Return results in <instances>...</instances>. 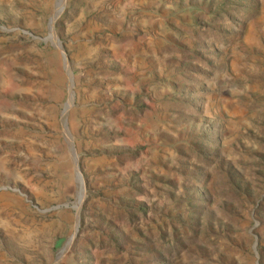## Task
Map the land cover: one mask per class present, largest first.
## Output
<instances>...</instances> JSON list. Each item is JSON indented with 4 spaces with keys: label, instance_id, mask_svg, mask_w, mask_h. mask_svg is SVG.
Here are the masks:
<instances>
[{
    "label": "rangeland",
    "instance_id": "374dc122",
    "mask_svg": "<svg viewBox=\"0 0 264 264\" xmlns=\"http://www.w3.org/2000/svg\"><path fill=\"white\" fill-rule=\"evenodd\" d=\"M63 4L0 0V264H264V0Z\"/></svg>",
    "mask_w": 264,
    "mask_h": 264
},
{
    "label": "water",
    "instance_id": "95a60500",
    "mask_svg": "<svg viewBox=\"0 0 264 264\" xmlns=\"http://www.w3.org/2000/svg\"><path fill=\"white\" fill-rule=\"evenodd\" d=\"M64 4H65V3H64ZM64 4H63V6H62L61 12H62V10L64 9ZM51 20H52V19H51ZM42 39H43V40H47V39H55L57 45H58V43L61 42V41L56 37L55 32H54V26H52L51 22H50V32H49V34H48L46 37L42 38ZM58 47H59V45H58ZM62 50H63V47H62ZM63 51H64V50H63ZM71 145H72V149H73V151H74L75 160H76V174H77V179H78V182H79V186H80V184L82 183L83 186H84V191H85V184H84V180H83V175H82V173H81V171H80V169H79V165H78V155H77V153L75 152V148H74V145H73L72 142H71ZM84 191H83V193L81 194V196H79V194H78L79 203H82V201H83ZM74 237H75V235H73L72 237H70V239H69L68 242H67L68 245H71V243H72ZM69 247H70V246H69Z\"/></svg>",
    "mask_w": 264,
    "mask_h": 264
},
{
    "label": "bare ground",
    "instance_id": "6f19581e",
    "mask_svg": "<svg viewBox=\"0 0 264 264\" xmlns=\"http://www.w3.org/2000/svg\"><path fill=\"white\" fill-rule=\"evenodd\" d=\"M64 1V3H65V0H61V3ZM61 9H62V7L61 8H58V11H57V13L55 14V16H54V18H53V20H52V22H53V26H54V24H55V22H56V18L58 17V15L60 14V12H61ZM58 45H59V47L62 49V45H61V42L60 43H58ZM71 99H73V96H72V98ZM70 103H71V101H70ZM71 106V105H70ZM70 106H68L67 107V109L70 107ZM67 111V110H66ZM81 191H82V193H83V191H84V186H83V184L81 183ZM68 247H69V245H68V243L66 244V246L62 249V250H64L65 252L67 251V249H68ZM64 252V253H65Z\"/></svg>",
    "mask_w": 264,
    "mask_h": 264
}]
</instances>
